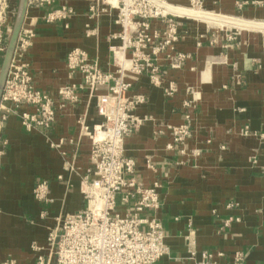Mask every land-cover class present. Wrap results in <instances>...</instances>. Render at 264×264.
I'll list each match as a JSON object with an SVG mask.
<instances>
[{"label": "crops", "instance_id": "1", "mask_svg": "<svg viewBox=\"0 0 264 264\" xmlns=\"http://www.w3.org/2000/svg\"><path fill=\"white\" fill-rule=\"evenodd\" d=\"M18 3L4 0L0 12L5 45ZM203 6L226 20L177 16L173 45L186 54L180 68L170 67L165 48L152 58L158 85L146 72L125 76L131 84L125 96L143 100L131 110L137 122L124 138L123 154L134 160L133 175L144 187L158 183L160 203L151 213L163 226L167 253L157 264H201L203 251L215 264H233L237 251L240 264H264V0H204ZM62 7L72 13L46 20ZM116 20L117 10L103 0H28L18 36L29 34L28 45L20 53L17 39L11 65H25L33 87L53 99L54 119L47 129L26 127L20 114L37 107L1 98L0 262L35 264L39 255L44 264L52 262L49 230L85 207L79 185L83 176L95 177L92 134L104 121L97 95L108 93L109 83L91 91L80 72L68 69L66 56L80 48L102 71L115 74L112 48L121 44ZM150 29L162 40L166 24L153 19ZM69 86L72 101L58 95ZM186 122L190 135L175 144L171 127ZM59 140L58 148L49 145ZM41 181L47 182L48 202L33 194ZM133 203L118 201L116 210L123 213Z\"/></svg>", "mask_w": 264, "mask_h": 264}, {"label": "built area", "instance_id": "2", "mask_svg": "<svg viewBox=\"0 0 264 264\" xmlns=\"http://www.w3.org/2000/svg\"><path fill=\"white\" fill-rule=\"evenodd\" d=\"M49 2L50 0H37ZM161 2L166 0H103L117 10V24L120 26L119 46L112 48L117 66L115 74L102 71L96 60L89 58L80 48H73L66 56V64L71 72H80L84 84L93 91L101 84H108V93L97 95V110L104 121L95 127L92 134L91 172L93 179L83 176L80 191L85 207L66 216L62 222L52 227L47 235L48 259L45 264H157L167 253L164 243L163 226L151 212L159 206L158 183L144 187L133 175L134 160L123 154V141L137 122L131 113L133 107L143 100L142 96L129 98L125 93L130 83L125 80L128 74L146 72L153 84L158 85L159 69L152 63L161 50L169 48L166 58L171 68H180L186 54L175 49L178 39L176 14L167 11ZM204 0H188V5L204 9ZM72 13L71 8L62 7L46 17L47 21L65 19ZM159 19L165 22L164 38L151 31L150 21ZM29 34L20 38L18 49L24 52ZM130 55H126V51ZM149 50V52H148ZM170 86L167 93H172ZM58 95L64 100H74V86L63 87ZM2 100L16 105L34 104L33 114L22 112V124L26 127L48 128L54 119L53 99L42 94L32 85V78L25 65H10L4 84ZM188 117V116H187ZM175 144L181 145L190 135L189 122L171 127ZM59 142L51 141V147L58 148ZM168 147H171L168 145ZM223 148V147H222ZM253 162L256 160L253 159ZM72 168V165H68ZM264 171V166L261 167ZM36 199L48 202L47 182H39L33 189ZM134 203L120 213L117 202ZM232 204H227L231 207ZM233 218L225 220L227 226ZM201 264H215L211 255L201 252ZM242 252L233 255V264H240ZM0 264H16L13 259ZM35 264H44V256H37Z\"/></svg>", "mask_w": 264, "mask_h": 264}, {"label": "water", "instance_id": "3", "mask_svg": "<svg viewBox=\"0 0 264 264\" xmlns=\"http://www.w3.org/2000/svg\"><path fill=\"white\" fill-rule=\"evenodd\" d=\"M27 5H28V0H19L14 24L11 30L8 43L6 45L5 52L3 54V58H2L1 66H0V101H1L2 93H3L4 84H5L8 71L11 65L17 39H18L20 30L22 28V25H23Z\"/></svg>", "mask_w": 264, "mask_h": 264}, {"label": "bare ground", "instance_id": "4", "mask_svg": "<svg viewBox=\"0 0 264 264\" xmlns=\"http://www.w3.org/2000/svg\"><path fill=\"white\" fill-rule=\"evenodd\" d=\"M160 5L163 6L165 10L176 14V16H178V17L188 16L190 14H198V16H202L203 18L212 19V20H216V21H224V20H226L221 15L216 14V13H214L212 11L193 8V7L189 6V5L182 6L184 8H179V6L175 7V6L171 5V4H169V2H161V1H160ZM193 10H200V11L199 12H195ZM201 11H204V12H201ZM206 12H208L210 14H208ZM201 20H203V19H201ZM204 21H208V20H204Z\"/></svg>", "mask_w": 264, "mask_h": 264}, {"label": "rangeland", "instance_id": "5", "mask_svg": "<svg viewBox=\"0 0 264 264\" xmlns=\"http://www.w3.org/2000/svg\"><path fill=\"white\" fill-rule=\"evenodd\" d=\"M0 2H1V0H0ZM3 3H4V0H2V2L0 3L1 5H0V12L2 11V9H3ZM180 7H182V6H180ZM5 11H6V7H5V9H4ZM4 11V12H5ZM0 15H1V13H0ZM189 16V15H188ZM176 18V20H177V18L178 17H175ZM210 25H213V26H219V25H217V24H211V23H209ZM0 34H1V37L0 38H2V33L0 32ZM9 38V37H8ZM4 41L6 42V35L4 36ZM5 49H6V45H5V43H3V41H1V43H0V57L1 56H3V54H4V52H5ZM0 60H1V58H0Z\"/></svg>", "mask_w": 264, "mask_h": 264}]
</instances>
